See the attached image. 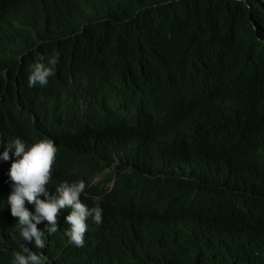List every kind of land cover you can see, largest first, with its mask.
I'll use <instances>...</instances> for the list:
<instances>
[{"label":"trees","instance_id":"obj_1","mask_svg":"<svg viewBox=\"0 0 264 264\" xmlns=\"http://www.w3.org/2000/svg\"><path fill=\"white\" fill-rule=\"evenodd\" d=\"M54 55L48 84L29 89L34 65L49 67ZM181 64L198 68L210 82L206 91L241 113L242 128L219 132L208 155L211 164L233 168L251 193L223 215L225 239L201 222L198 234L173 243L172 255L135 249L119 264H264V0H0V137L37 140L48 117L73 97L103 104L124 88L152 85L155 65ZM64 141L46 185L53 196L58 182L79 180L85 156L102 173L101 162L120 154L117 132ZM170 171L166 164L160 175ZM9 193L0 175V264L14 260V252L27 255L23 246L30 245L3 204ZM105 212L116 210L109 205ZM48 240L45 264L75 253L58 234Z\"/></svg>","mask_w":264,"mask_h":264},{"label":"clouds","instance_id":"obj_2","mask_svg":"<svg viewBox=\"0 0 264 264\" xmlns=\"http://www.w3.org/2000/svg\"><path fill=\"white\" fill-rule=\"evenodd\" d=\"M48 63L34 65L29 89L48 84L58 55ZM151 70L157 75L152 85L124 88L106 103L73 97L48 117L37 140L3 143L0 137V175L10 190L3 204L9 203L20 236L30 243L23 246L27 255L14 252L9 264L47 263L48 239L57 234L75 251L62 264H119L135 249L169 256L174 242L199 233L201 222L225 239L219 232L223 215L251 190L233 168L211 164L208 148L219 132L241 129L243 117L206 91L210 82L198 68ZM110 132L121 137L120 154L101 162L105 170L99 173L85 156L79 180L58 182V195H49L46 185L53 182L64 139ZM166 164L171 171L160 175ZM109 205L116 210L111 216Z\"/></svg>","mask_w":264,"mask_h":264},{"label":"bare ground","instance_id":"obj_3","mask_svg":"<svg viewBox=\"0 0 264 264\" xmlns=\"http://www.w3.org/2000/svg\"><path fill=\"white\" fill-rule=\"evenodd\" d=\"M16 58H17V57H16ZM70 63H71V62H70ZM249 85H250V84H249ZM249 85H248V87H249ZM251 90H252V89H251ZM254 91H255V90H254ZM251 92H252V91H251ZM219 94H220V92H219ZM251 95H252V94H251ZM255 95H256V94H255ZM247 98H248V97H247ZM256 98H257V97H256ZM249 99H250V97H249ZM257 99H258V98H257ZM258 100H259V99H258ZM246 101H247V100H246ZM249 101H250V100H249ZM256 101H257V100H256ZM251 102H252V100H251ZM257 102H258V101H257ZM260 106H261V105H260ZM244 107H245V106H244ZM251 107H252V109H253V105H252ZM251 107H250V108H251ZM256 107H257V106H256ZM261 107H262V106H261ZM245 108H246V107H245ZM245 108H244V110H246ZM259 109L261 110V108H259ZM248 110H249V109H248ZM263 111H264V110H263ZM259 113H263V112H258V114H259ZM255 121H256V120H255ZM248 126H249V125H248ZM248 126H247V128H248ZM261 126H262V125H260V128H261ZM249 127H250V126H249ZM258 130H259V129H258ZM254 131H255V130H254ZM243 133H244V132H243ZM257 133H259V132H257ZM257 133H256V134H257ZM262 133H263V132H262ZM262 133H261V134H262ZM253 134H254V132H253ZM240 135H241V134H240ZM244 135H245V134H244ZM246 135H247V134H246ZM246 135H245L244 138H246ZM242 136H243V135H242ZM256 136H257V135H256ZM219 137H220V136H219ZM250 137H251V135H250ZM250 137H249V138H250ZM253 137H254V136H253ZM257 137H258V136H257ZM260 137H261V136H260ZM242 138H243V137H242ZM244 138H243V139H244ZM251 138H252V137H251ZM259 139H260V138H259ZM261 139H262V137H261ZM255 140H256V139H255ZM247 141H248V140H247ZM262 141H263V140H262ZM220 142H221V141H220ZM239 142H240V141H239ZM254 142H255V141H254ZM260 142H261V140H260ZM260 142H259V144H260ZM255 143H256V142H255ZM237 145H238V144H237ZM237 145H236V146H237ZM239 145H240V143H239ZM242 145H243V144H242ZM254 145H255V144H254ZM261 145H262V144H261ZM259 146H260V145H259ZM229 147H230V146H229ZM229 147H228V148H229ZM258 148H259V147H258ZM216 149H217V148H216ZM229 151H230V150H229ZM228 237H229V236H228ZM237 237H238V236H237ZM222 249H223V248H222ZM223 250H224V249H223ZM221 252H222V251H221ZM247 257H248V256H247ZM234 259H235V258H234ZM132 261H133V260H132ZM182 263H183V262H182Z\"/></svg>","mask_w":264,"mask_h":264}]
</instances>
